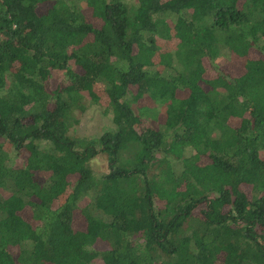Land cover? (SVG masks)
<instances>
[{
	"label": "trees",
	"instance_id": "obj_1",
	"mask_svg": "<svg viewBox=\"0 0 264 264\" xmlns=\"http://www.w3.org/2000/svg\"><path fill=\"white\" fill-rule=\"evenodd\" d=\"M0 264H264V0H0Z\"/></svg>",
	"mask_w": 264,
	"mask_h": 264
},
{
	"label": "rangeland",
	"instance_id": "obj_2",
	"mask_svg": "<svg viewBox=\"0 0 264 264\" xmlns=\"http://www.w3.org/2000/svg\"><path fill=\"white\" fill-rule=\"evenodd\" d=\"M133 2V1H132ZM170 46V45H169ZM215 64L219 70L227 72L230 75H238L241 72V61L228 62L225 57H220L215 60ZM55 76L62 77L61 73H56ZM136 90L133 89L132 93H129L127 98L130 99L131 104L135 111L150 120L151 124L157 126V123L153 122L152 117L147 112H152L151 110L158 109V112H163L164 107L155 104L147 95H144L135 100L134 94ZM115 128V125L111 119V114H105L104 106L98 103H90L88 107L79 115V122L74 126L72 130L76 136H86V137H98L103 132ZM92 171L100 175L108 171L107 161L104 155L99 154L94 159L89 162ZM76 225L79 228L84 227V223L81 220H77Z\"/></svg>",
	"mask_w": 264,
	"mask_h": 264
}]
</instances>
